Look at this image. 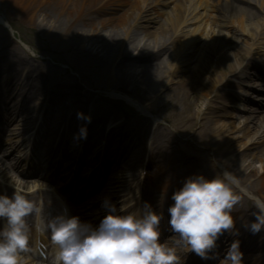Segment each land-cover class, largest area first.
Listing matches in <instances>:
<instances>
[{"label":"bare ground","instance_id":"1","mask_svg":"<svg viewBox=\"0 0 264 264\" xmlns=\"http://www.w3.org/2000/svg\"><path fill=\"white\" fill-rule=\"evenodd\" d=\"M14 1L16 6L23 7V17L39 16L41 27L58 49L73 50L84 58V69L97 71V79L93 81L95 88L130 95L138 101L139 114L130 124L118 123L111 110L96 104L93 96L85 93L74 80L49 66L34 65L17 57L16 50L4 46L0 38L2 70L12 78L0 73V84L11 86L6 95L0 92V99L6 96L11 103L6 108L24 114L20 119L23 125L11 122L4 124L5 128L18 131L20 127L18 132L26 133L27 125L36 123L34 114L41 113L45 119L43 123L51 124V128L40 131L41 136L51 139L52 149H59L68 157V143L74 142V134L79 130L80 119L76 113L90 112L96 116L87 126L86 137L76 138L78 147L86 152L94 143L104 140L108 153L116 154L114 160V155L111 156L109 163L116 168L121 165L122 171L143 162V155L130 151L133 146L149 141L158 158L166 160L163 165L149 157L145 164L147 170L158 169L163 175L161 190L175 192L182 187L183 176L203 174L211 178L215 174L211 166L186 169L187 154L171 155V150L168 158L161 154L165 142L167 149L170 134L156 120L144 116L149 110L146 101L159 94L157 102L166 103L167 112L171 108L176 112L172 113L175 118L171 122L179 130L186 131L193 127L200 107H203L200 113L220 114L228 107L229 97L240 99L238 93L229 88L233 85L238 88V80L248 77L249 56L260 54V62L264 65V53L257 52V49H264V39H255L256 35L264 34V24L260 22H264L261 16H264V0H38L35 6L28 0ZM168 3L166 11L160 7ZM107 11L109 16L100 19L99 16ZM162 15L164 19L159 21ZM77 77L90 82L85 80L84 74ZM245 85L256 87L252 81ZM221 87L224 93L217 101ZM58 105L59 112L50 115ZM244 109L247 112L244 129H240L237 136L235 131H229L213 140L210 162L218 168H228L249 191L264 199V113L257 104L244 106ZM202 117L196 122L198 141L200 136L206 139L219 134L220 129L212 128L206 116ZM107 120L109 124H105ZM63 122H67L68 129L64 127L60 137H54L53 132L64 126ZM114 123L115 127L107 128ZM0 173L12 178L2 166ZM135 174L131 175L133 182L137 180ZM244 202L243 198L233 213L236 222L243 225L246 220L255 219L246 214ZM248 235L250 240L246 243L249 245H241V250L263 255L264 232L254 235L247 229L244 237ZM235 239L230 238V245Z\"/></svg>","mask_w":264,"mask_h":264},{"label":"clouds","instance_id":"2","mask_svg":"<svg viewBox=\"0 0 264 264\" xmlns=\"http://www.w3.org/2000/svg\"><path fill=\"white\" fill-rule=\"evenodd\" d=\"M76 115L77 119L91 120L82 111ZM86 135V124H82L74 138ZM11 187L10 195L0 192V264H21V253L33 251L29 216L37 217L35 231L50 236L55 245L54 264H186L184 254L189 252L205 260L219 259L220 237L225 232L239 235L233 213L245 197L252 201L251 216L255 219L246 220L243 226L254 235L264 232V199L221 166L211 178L203 174L186 178L172 195L170 230L179 236L172 244L162 242L165 212L148 201L134 212L121 214L117 205L106 198L102 207L107 214L98 226H93L66 211L46 214L42 201L33 199L22 186ZM180 247L184 248L183 254L178 251ZM223 264H245L239 239L231 243Z\"/></svg>","mask_w":264,"mask_h":264},{"label":"rangeland","instance_id":"3","mask_svg":"<svg viewBox=\"0 0 264 264\" xmlns=\"http://www.w3.org/2000/svg\"><path fill=\"white\" fill-rule=\"evenodd\" d=\"M7 1H9V4L7 3ZM28 2H30L32 6H35L38 0H28ZM15 3L16 2L14 0H0V38L3 39L4 46L6 45L10 48L13 47L16 50L17 57L20 56L23 59H27V61L29 60L34 65L49 66L53 69L61 71L65 76H67L68 79L74 80L73 82L78 83L85 93L92 95L96 104L103 105L105 108L111 110L114 113V116L116 117L118 123L124 121L130 124V121L135 120L138 117V104L136 103L137 100L135 98L123 92L121 93L119 91L108 89L99 90L95 88L94 85L96 84L93 81L97 79V71L84 69V58L81 59L78 55L74 54L73 50L65 51L58 49L41 27L39 16L34 15L30 19L23 17L21 13V9H23V7L16 6ZM120 8L123 9L124 7L122 6ZM107 13L108 11L102 13L99 16L100 19L109 16V14ZM164 16L160 17L159 21H162L164 19ZM165 51H168V48H166ZM2 60L3 56H1L0 51V73H2L4 77L12 80V78L9 77L7 73L5 74L2 70V67H4L3 65H1ZM246 72H248L250 75L252 69L248 68L246 69ZM82 74L86 76L85 80H89L90 82H85L84 80L81 81V78L77 77L78 75L81 76ZM10 87L11 86L7 83L0 84V92L6 95L7 92L11 91L9 89ZM223 93L224 91L221 87L217 92V101L220 100V97ZM158 95L159 94L146 101V107H148L149 110L145 112L144 116L156 120V122L170 134V138L167 143V149L165 142V148L162 151L163 153L161 152V154L165 158H168L170 150L171 155H179L184 153L189 155L187 164L184 163L186 169L191 170L192 168V170H199L203 167L211 166L210 169L214 170L215 172L218 171L219 168L214 166L210 162V149L211 147H213L211 145L212 141L225 134H229V131H235L234 135L237 136V130L244 129V126L247 124L246 117L243 118L245 113H233L234 110L232 109L233 107L240 108L241 105L239 103L229 102V107L223 110V115L210 112L209 114L200 113V109H202L203 107L201 108L199 106V116L195 117L193 127L184 131L179 130L171 122V119L175 118L174 115L172 116V113L176 112L173 111L172 108L169 109L170 112H167L166 103L162 104L161 102H157ZM3 99L9 103V100H6V96L3 97ZM88 115H90L91 117L96 116L94 113H88ZM202 116H206V120L208 121L209 126H211L212 128L218 127L220 129L219 134L214 136L211 135V137L206 139L204 136H200L198 141L196 137L199 130L197 129L196 122H198L199 119L203 118ZM106 123L108 124L110 123V121H107ZM133 147L130 153L134 150V152L143 155V158H145V160H147L148 156L152 154L155 161L160 164L166 165V160H164L163 158H158V154L157 152H155L156 150L153 146L151 147L149 141H146L145 144H139L134 148ZM213 149L214 147L212 148V150ZM209 163H211L212 165H210ZM135 165V168L128 167L129 170L125 169L124 171H121L120 169L118 170L117 174L114 175L116 177L115 180H117L116 185L118 186V190L119 184L120 186L126 185L130 181L131 175L133 173H136V175H138V171H140L142 168V162L136 163ZM192 165H194V167H191ZM181 171H179V173ZM186 178L188 177L183 176V178L181 179L184 182ZM255 178L256 176L254 177V179ZM244 200L245 202L243 203V206L246 207V214L250 217H253L251 216V212L254 210L252 208V201H250L247 197L244 198Z\"/></svg>","mask_w":264,"mask_h":264}]
</instances>
